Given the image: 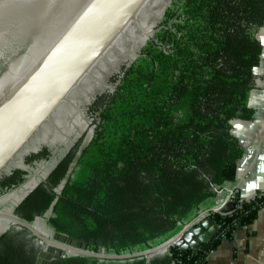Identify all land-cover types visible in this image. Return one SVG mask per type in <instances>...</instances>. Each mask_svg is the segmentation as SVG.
<instances>
[{
	"label": "trees",
	"instance_id": "trees-1",
	"mask_svg": "<svg viewBox=\"0 0 264 264\" xmlns=\"http://www.w3.org/2000/svg\"><path fill=\"white\" fill-rule=\"evenodd\" d=\"M263 26L264 0H172L138 57L114 78V90L88 105V143L70 147L13 215L29 224L45 218L52 232L90 252L126 255L170 240L215 207L221 191L235 185L244 151L232 121L253 119L248 102ZM48 158L44 148L24 161ZM26 175L13 169L0 176V197ZM229 200L228 212L208 214L219 232L204 251L170 246L149 258L66 255L49 264H204L264 210V190L246 200L233 189ZM36 243L24 228H9L0 234V264H36Z\"/></svg>",
	"mask_w": 264,
	"mask_h": 264
},
{
	"label": "water",
	"instance_id": "water-1",
	"mask_svg": "<svg viewBox=\"0 0 264 264\" xmlns=\"http://www.w3.org/2000/svg\"><path fill=\"white\" fill-rule=\"evenodd\" d=\"M28 1L0 0V50L12 44L22 46L19 53L8 54L0 64V175L136 20L149 0H43L41 6L46 9L43 26L48 23L46 28L41 27L44 29L30 26L35 21L30 13L25 18L18 12L27 4L37 6ZM25 35H29L26 40ZM209 212L218 210L198 214L176 236L154 248L126 255H108L103 248L90 252L87 244L58 233L47 239L13 213H0V218L24 228L46 244L36 264H49L66 255L100 261L149 258L165 253L173 245L195 254L204 251L219 232Z\"/></svg>",
	"mask_w": 264,
	"mask_h": 264
},
{
	"label": "rangeland",
	"instance_id": "rangeland-1",
	"mask_svg": "<svg viewBox=\"0 0 264 264\" xmlns=\"http://www.w3.org/2000/svg\"><path fill=\"white\" fill-rule=\"evenodd\" d=\"M171 1L149 0L136 20L6 166L0 176L8 174L13 169L24 170L27 175L23 184L0 197V213L12 214L13 207L46 176L78 140H81L82 146L88 143L94 122V116L87 112L88 105L97 95L114 90L116 85L113 82L114 78L131 60L137 58L140 49L152 37ZM21 50V45H7L3 51L0 50V64L8 54H17ZM44 148L49 151L48 159L31 165L24 161L28 155ZM31 225L41 236L53 238L54 232L46 224L45 218H37ZM14 226L16 225L0 218V234ZM36 244L40 247V252H45L46 244L38 240Z\"/></svg>",
	"mask_w": 264,
	"mask_h": 264
},
{
	"label": "crops",
	"instance_id": "crops-1",
	"mask_svg": "<svg viewBox=\"0 0 264 264\" xmlns=\"http://www.w3.org/2000/svg\"><path fill=\"white\" fill-rule=\"evenodd\" d=\"M257 37L262 50L259 64L254 68L255 88L248 102L254 115L250 121H232V134L244 151L236 165L235 185L226 186L212 208L218 212L232 208L229 197L233 189L246 200L256 191L264 190V26L258 30ZM204 264H264V210L252 224L236 230L230 240L209 253Z\"/></svg>",
	"mask_w": 264,
	"mask_h": 264
},
{
	"label": "bare ground",
	"instance_id": "bare-ground-1",
	"mask_svg": "<svg viewBox=\"0 0 264 264\" xmlns=\"http://www.w3.org/2000/svg\"><path fill=\"white\" fill-rule=\"evenodd\" d=\"M43 0H29L28 3H31V4H34V5H37L36 7H31L30 5H25V7H23V10H20L18 12H21V14L23 13V15L21 17H25L27 18V14L30 13V16H33L35 18V21L33 22V24L30 23V26L32 27H36V25H38L37 28H40V29H44L46 28L45 26L46 25V22H44V26H43V22H42V15H43V18H44V15L46 13H43L44 11H46L45 8H43V6H41V2ZM49 1V0H48ZM52 2V1H50ZM10 11H17L15 8H9ZM47 18H45V21H46ZM41 27H44V28H41ZM49 29V28H48ZM29 37V35H25V40L26 38Z\"/></svg>",
	"mask_w": 264,
	"mask_h": 264
},
{
	"label": "built area",
	"instance_id": "built-area-1",
	"mask_svg": "<svg viewBox=\"0 0 264 264\" xmlns=\"http://www.w3.org/2000/svg\"><path fill=\"white\" fill-rule=\"evenodd\" d=\"M222 213H224V212H222ZM174 246V245H173ZM211 253V252H210Z\"/></svg>",
	"mask_w": 264,
	"mask_h": 264
}]
</instances>
